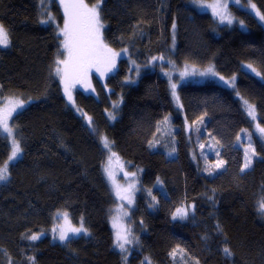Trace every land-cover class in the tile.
Segmentation results:
<instances>
[{
	"label": "trees",
	"instance_id": "16d2710c",
	"mask_svg": "<svg viewBox=\"0 0 264 264\" xmlns=\"http://www.w3.org/2000/svg\"><path fill=\"white\" fill-rule=\"evenodd\" d=\"M244 1L264 12V0ZM44 3L0 0V22L11 41L0 47V97L32 98L11 120L23 155L9 162V177L0 181V264H264V144L255 138V163L241 171L239 135L252 120L236 93L256 106L264 127V26L257 16L232 4L247 26L242 29L221 24L193 0H102L104 42L120 55L105 81L95 79L96 93L78 90L73 104L54 71L64 53V7L50 0L52 19L42 24ZM154 57L178 69L213 65L237 76V91L185 83L177 106L166 76L148 68ZM203 117L205 135L196 128ZM102 137L139 173L129 219L136 250L129 259L117 249L111 225L118 199L106 176ZM211 137L225 162L216 175L204 171L198 150ZM10 154L11 139L0 133V166ZM178 207L189 209L188 216L172 220ZM61 210L88 234L53 243Z\"/></svg>",
	"mask_w": 264,
	"mask_h": 264
},
{
	"label": "rangeland",
	"instance_id": "374dc122",
	"mask_svg": "<svg viewBox=\"0 0 264 264\" xmlns=\"http://www.w3.org/2000/svg\"><path fill=\"white\" fill-rule=\"evenodd\" d=\"M84 2H85V0H84ZM217 2L227 3V5H228L227 11L231 15V17L233 18V22L229 25L239 24L242 29H247V26L245 23H243V26L239 23V21H243V20L236 17L234 15L232 9H231L232 4H237L234 2V0H196V2H194V6L199 10L210 12L212 14V16L215 19H217L221 24H228L226 21L221 22L220 18L218 16L214 15L213 9L211 7H209V5H212V4L217 3ZM49 3H50V0H46V3L43 4V7H42L43 8V10H42L43 19L47 18L49 16V6H50ZM87 5L89 7H91L94 4H87ZM238 5H242V6L246 7L247 9H249L251 12H253L255 14L254 10H252L249 6L250 5L249 1H247L245 3L244 0H239ZM258 20H259V18H258ZM101 22H102V20H101ZM261 23L264 26V22H261ZM102 31H103V28L101 29V33H102ZM172 34H173L172 44L174 45V48H176V27L173 28ZM62 35H63V33H62ZM102 38H103V34H102ZM63 41H64V35H63ZM103 41H104V38H103ZM67 57H68V53L64 49L62 59H67ZM118 58H119V55L115 58V62L118 60ZM167 62L168 61L166 59H163V58L157 59L155 62H153L151 65H149L148 68H149V70H156V72H158L159 74L162 73V75L166 76V79L168 80V83H169V89L171 92V96H172L173 101L176 103L177 106L180 103V98H179V94H178L179 87L185 83L214 82V83L220 84L224 87L234 89L237 91V88H236L237 76L228 77V76L222 75L217 71V69L213 65H210V66L205 67V68H201V67H196V66L186 64V65H184L178 69L175 66H173V64L171 62H169L170 65H168ZM248 65L249 64H243V69L250 71L254 74L258 73L253 65H252V68H249ZM61 67H63V66L61 65ZM209 68L212 69V72H208ZM252 69H255V71H253ZM136 71H137V73H139L140 69H138ZM105 75L109 76V72H106L103 75H101L99 72L96 71L95 67L91 68L88 72L87 81L85 83H79L78 82L73 86V88H72L73 99L75 97L76 91H78V90L96 93L95 79L99 78V79L105 81V78H106ZM221 77H223V79H221ZM233 77H235L234 86L232 83H226V81H231ZM172 84L176 85V88H175L176 96H173V89L171 87ZM63 88H64V85H63ZM236 93L238 95V98L241 99V101L244 105L245 99L238 92H236ZM177 97H178V100H177ZM6 98H8V97H6ZM6 98L0 97V109H3L5 107V104L7 103ZM16 98H19V99H22L25 101L27 100L26 97H22V96L16 97ZM29 103L30 102L26 103V105ZM250 104H252V103H250ZM244 108L246 110L245 105H244ZM246 112H247V110H246ZM255 112H256V118L255 119H252L251 117L248 116L252 120V126H251L252 128L243 129L239 135V140H238V144L244 150V163H245V152H246V150L248 151L249 156H251V158H252L251 165L247 169H245L244 171L252 168L254 163H255V159L257 157L255 138L257 137L258 139H260L261 142L264 144V135L260 134L258 129H257V125H259L260 127H262V126L260 125V122H259V116H258V111L256 109V106H255ZM15 115H16V113H13V117ZM12 118H10V120H9L10 126H12V123H11ZM206 123H207V117H203L199 121L196 122V128L197 129L202 128L201 133L204 135L207 134V132L205 131L206 130V128H205ZM165 128H169L170 132L174 131L173 128L168 126L167 124L165 125ZM192 129L193 128H192L191 124L184 122L185 134H190ZM1 134L6 136V134H3V133H1ZM205 143H207V144H205ZM252 149H255L254 154L252 152ZM198 150L202 154V155L200 154V156H203L205 164H207L206 168H204V171L206 173L211 174V175H216L217 173H219L220 171H222L224 169L225 162L222 160V158H220V147H219V145L215 139H213L211 137L209 140H205L204 143L202 142V140H200L198 143ZM106 153H107V159H106V163H105L106 176H107L108 181L110 182V184L113 187L116 198L118 199V204H116L114 209L112 210V217H111V225H112L113 233L115 235V241H116V232L117 231L123 232L125 230L127 231L128 240L131 241V230L129 227V219H130L132 211L135 209V206L137 203V197H138V194L140 193V183H139V177H138L139 173H138L137 169H135L131 165L127 164L120 157V155H118V153L114 150V148L111 145H110V150L106 149ZM113 153L115 155H113ZM22 155H23V152H22L21 156ZM20 157H18L17 159H19ZM195 161L196 162L198 161V155L195 156ZM219 161H223L224 163L220 168H216L215 165ZM13 162H15V160L11 161L10 163H13ZM243 166H244V164H243ZM109 173H111V175ZM118 190H119V195L117 194ZM150 195H151V193H150ZM125 197H127V198H125ZM178 208H184L187 210L186 207H178ZM191 209H193V208L191 207ZM191 209H190V211H191ZM176 210L173 212V214L176 213ZM188 210H187V215L184 218H180L179 216H176L174 218V215L172 214V220L187 218ZM262 211L264 212V210H262ZM56 216H57V219L59 220V222H58L57 228H54L53 234H51L52 235V242L53 243H64L66 241L62 242L59 239L60 230L61 229L67 230L69 228H79L81 226H75L73 224L71 217H70V214L66 210L58 211ZM87 233H88V231H87ZM45 234H46V232L43 231V232L37 233L36 235L39 237L38 239H40ZM82 234H84V233L83 232H81L79 234H72L71 232L68 233L70 238L73 236H79ZM38 239H36V240H38ZM117 249L120 250L118 247H117ZM134 250H136V247L131 245V243H128L125 245V250L124 251L120 250V251L123 252V254L126 256L127 259H129L131 257V255L133 254Z\"/></svg>",
	"mask_w": 264,
	"mask_h": 264
},
{
	"label": "snow or ice",
	"instance_id": "6c2138e0",
	"mask_svg": "<svg viewBox=\"0 0 264 264\" xmlns=\"http://www.w3.org/2000/svg\"><path fill=\"white\" fill-rule=\"evenodd\" d=\"M196 2V0H193ZM239 4V0H234ZM65 12L64 27L61 32L64 35L63 48L67 51V59H57L55 61V73L60 76L61 83L64 85V93L68 98V101L74 104L72 97V88L76 83H85L87 81L88 72L91 68L95 67L96 71L103 75L106 72H111L115 68V58L120 53L114 52L103 41L101 29L104 27L101 22L100 10L102 7V0H97V3L89 7L84 0H61ZM250 8L254 10L255 15L261 22H264V12H261L254 3H250ZM213 9L214 15L218 16L221 22H227L231 24L233 18L228 13L227 3H214L209 5ZM52 17L49 15L47 20H41L40 23H48ZM243 26V21H239ZM175 28V24H173ZM11 44L10 41V29L0 22V47L7 48ZM124 51H127L126 49ZM153 59H162L154 57ZM61 65L63 67H61ZM252 68V65H248ZM255 71V69H252ZM208 72H212L209 68ZM260 75L259 73H256ZM223 79V77H221ZM235 77L231 81L226 83H232L234 86ZM173 89V96H176V85H171ZM7 103L3 109H0V133L6 134L11 138V154L8 156V161L3 166H0V181H5L9 177V162L16 160L23 152V148L20 145V141L14 136V128L9 125L10 118L13 117V113H18L23 109L28 101L16 98L8 97ZM178 100V97H177ZM244 105L247 110V115L252 119L256 118L255 105L250 104L247 100L244 101ZM114 119V117H112ZM89 124H91V118H89ZM257 129L260 134L264 135V127L257 125ZM103 147L110 150V142L107 137H102ZM174 151V150H173ZM253 154L255 149H252ZM113 155H115L113 153ZM223 161H219L215 167L220 168L223 165ZM252 163V158L249 156L248 151L245 152V163L241 171L247 169ZM111 175V173H109ZM119 195V190L118 193ZM127 198V197H125ZM260 209L264 210V203L260 204ZM66 215V214H65ZM174 218L179 216L184 218L187 215V210L184 208H178L176 213L173 214ZM115 226V225H114ZM79 234L83 232L87 233V229L83 226L79 228H69L67 230L61 229L59 233V239L67 241L70 239L68 233ZM39 237L33 235L30 237L32 240H36ZM131 243L127 237V231L116 232V246L121 250H125V245ZM226 257L233 255L232 251L228 247L222 249ZM175 254V250L174 253ZM127 259V258H125ZM197 264L199 262L197 261Z\"/></svg>",
	"mask_w": 264,
	"mask_h": 264
}]
</instances>
